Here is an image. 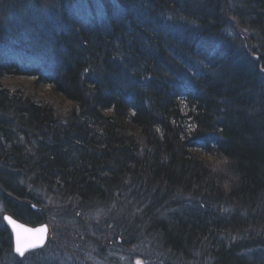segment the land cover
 <instances>
[{
	"label": "trees",
	"instance_id": "1",
	"mask_svg": "<svg viewBox=\"0 0 264 264\" xmlns=\"http://www.w3.org/2000/svg\"><path fill=\"white\" fill-rule=\"evenodd\" d=\"M0 201L107 264H264V0H0Z\"/></svg>",
	"mask_w": 264,
	"mask_h": 264
},
{
	"label": "rangeland",
	"instance_id": "2",
	"mask_svg": "<svg viewBox=\"0 0 264 264\" xmlns=\"http://www.w3.org/2000/svg\"><path fill=\"white\" fill-rule=\"evenodd\" d=\"M32 79L25 77H17L16 79H8L7 82H24L29 83ZM45 90L48 91L49 87H45ZM46 212H49L47 208H43ZM7 213L5 207L0 201V229L5 224L3 221V215ZM38 215H40L38 213ZM31 217L30 215H27ZM49 217L56 223L54 224L56 228L53 230L50 223L46 220L51 227V234L48 241V244L41 250V254L33 257L31 255H23L22 257L18 256L14 250V256L18 258L12 257L10 253H7L5 250L2 251L4 256L0 257V264H107V261L104 259H99L98 257H93L92 255L86 253L85 251H80V246L77 241H75L72 237L68 239L62 238L58 235V228L61 226V220L58 219L54 212L49 214ZM26 221V220H25ZM30 222V221H27ZM1 248V247H0ZM132 250H130L131 252ZM81 252V253H80ZM120 259L128 264L129 260L135 262H140V264H154L152 259H145V257L135 258L134 256H127L125 254H119ZM17 259V260H16Z\"/></svg>",
	"mask_w": 264,
	"mask_h": 264
},
{
	"label": "snow or ice",
	"instance_id": "3",
	"mask_svg": "<svg viewBox=\"0 0 264 264\" xmlns=\"http://www.w3.org/2000/svg\"><path fill=\"white\" fill-rule=\"evenodd\" d=\"M6 220H9L15 228V237H16V246L15 251L23 256L26 251L29 249H34L43 244L45 239V234L47 231L46 226H42L37 229L25 228L22 225H16L15 221H12L10 217H5ZM140 264V262H138Z\"/></svg>",
	"mask_w": 264,
	"mask_h": 264
},
{
	"label": "water",
	"instance_id": "4",
	"mask_svg": "<svg viewBox=\"0 0 264 264\" xmlns=\"http://www.w3.org/2000/svg\"><path fill=\"white\" fill-rule=\"evenodd\" d=\"M5 217H10L12 221H15L16 225H22L23 227L29 228V229H37V228H40L42 226H46L47 227V231H46V234H45V239L43 241V244L38 246V247H36V248H34V249L40 248V247H42V246H44L46 244V242L48 240V236H49V226L46 223H40V224H37V225H31V224H28L26 222H23V221L19 220L18 218H14L11 215L7 214V215L4 216V220L6 221L7 225L9 226V228H10V230L12 232L14 251H15V246H16V237H15L16 228L11 222H9V220H6ZM34 249H29L24 254H26L27 252H29L31 250H34ZM15 253L18 254L16 251H15Z\"/></svg>",
	"mask_w": 264,
	"mask_h": 264
}]
</instances>
